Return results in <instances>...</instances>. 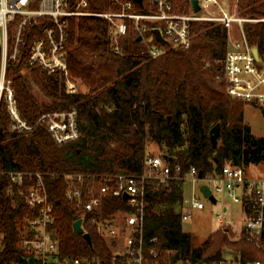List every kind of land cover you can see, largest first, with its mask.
<instances>
[{"label":"trees","instance_id":"trees-1","mask_svg":"<svg viewBox=\"0 0 264 264\" xmlns=\"http://www.w3.org/2000/svg\"><path fill=\"white\" fill-rule=\"evenodd\" d=\"M92 13L121 10L113 0H87ZM173 12L189 13L190 0H167ZM139 13L156 10L152 0L133 1ZM241 17L257 22L244 26L248 42L264 53V0H237ZM158 23H149L150 28ZM188 50L168 46L165 54L151 58L132 29L119 39L121 53L113 50L109 22L91 16L72 20L69 39V69L77 84L86 88L68 94L59 78L45 71L24 70V65L7 66L13 79L19 109L34 125L43 113L76 110L81 136L57 145L45 126L31 134L10 132V118L0 113V264H37L22 246L24 219L36 215L24 199L35 184L26 178L23 186L11 184L9 171L40 173L53 204L56 230L63 256H76L108 263L111 251L90 218L111 219L129 212L128 201L115 192L118 175L145 172L151 145L167 155L172 168L180 165L181 177L196 167L203 177L220 172L231 163L246 169L264 163V138L253 135L244 121L246 104L229 96L223 80L222 62L228 48V32L213 22H193ZM148 35H151L149 32ZM28 56V47L25 49ZM1 65V61H0ZM38 88L50 105L40 104L33 95ZM221 125V137L214 151L210 131ZM172 158V160L170 159ZM81 175L84 188L96 193L107 182L111 191L99 208L88 214L85 230L91 243L74 231L82 209L67 195V175ZM182 179L154 181L147 187L145 238L157 249V264L211 263L224 258V249L243 264L264 262V233L257 240L242 234L228 237V227L211 234L201 247L183 230ZM85 201L89 197L84 198ZM229 252V251H228Z\"/></svg>","mask_w":264,"mask_h":264},{"label":"built area","instance_id":"built-area-1","mask_svg":"<svg viewBox=\"0 0 264 264\" xmlns=\"http://www.w3.org/2000/svg\"><path fill=\"white\" fill-rule=\"evenodd\" d=\"M121 5V10L107 13H92L87 0H0V113L6 110L10 118V132L28 135L39 126H45L54 142L64 145L78 140L81 136L76 110L50 111L43 113L37 123L32 125L23 118L19 109L17 92L13 79L7 75V66L24 65L25 71H45L60 79L68 94L79 92L69 69V39L72 20L97 16L106 19L115 53H121L119 39L132 29L138 37L142 36L146 52L151 58L166 53L168 46L188 50L192 43L193 22H213L222 25L228 32V48L222 62L223 80L226 90L233 99L246 105L264 106V53L252 46L245 34L248 22H257L241 17L237 11L221 9L218 0H198L201 11L195 13L192 5L189 13H175L167 0H152L156 10L146 13L136 12L133 0H113ZM219 8L221 11L214 9ZM149 23H158L150 28ZM236 26L239 38L232 35ZM159 29L167 44L159 43L154 30ZM151 35H148V33ZM28 56L25 58V49ZM257 50V55L255 54ZM165 153L148 155L146 170L139 175H118V188L115 194L124 198L127 194L131 208L129 212H118L111 219L92 217L89 223L95 224L98 234L104 238L111 251L108 263L97 259L76 256H63L55 227L56 217L40 173L9 171L11 184L23 186L25 179H35V184L24 193V199L36 215L24 219L27 225L22 233V246L37 264H157V249L145 238V211L147 208V187L154 181L167 183L171 179H182L192 185L190 197L183 198V221L191 218V211L206 210L202 186H208L211 195L218 203L219 195H227L242 205L244 217L241 235L250 240L259 239L264 233V178H249L245 169L227 163L220 172L210 173L200 179L196 167L181 177L180 165L172 168ZM2 173L0 172V175ZM68 198L82 209V227L88 214L99 208L103 198L111 191L107 182L100 186L98 193L93 188H84L81 175H67ZM109 180V181H108ZM89 197L85 201V197ZM208 200V199H207ZM216 203V204H217ZM227 207L216 216L217 224H225ZM1 250V245H0ZM1 252V251H0ZM20 264V263H11ZM196 264H243L232 257H224L211 263ZM245 264H264L263 261L250 260Z\"/></svg>","mask_w":264,"mask_h":264},{"label":"rangeland","instance_id":"rangeland-1","mask_svg":"<svg viewBox=\"0 0 264 264\" xmlns=\"http://www.w3.org/2000/svg\"><path fill=\"white\" fill-rule=\"evenodd\" d=\"M218 2L221 5V9L229 10L231 12L237 11V0H218ZM214 10L221 11L219 8ZM232 35L235 38H239L240 36L236 26L233 27ZM77 85L80 91H86L85 87L80 86L79 84ZM33 95L40 104L47 106L51 104L50 100L45 98L38 88H34ZM244 113V121L252 129L253 135L259 138H264V106L246 105ZM149 153H153L155 155L159 154L160 149L155 145H151ZM244 175L252 179L264 178V163L259 165L252 164L250 167L245 169ZM191 188L192 185L186 182L184 185L185 197H190ZM203 200L206 203V210L191 211V218L183 222L184 232L191 234L193 237V246L195 248L201 247L208 237L219 228L216 216L222 211L223 207H227V212L224 218L226 224L228 225V237L231 240L239 239L244 222L242 205L234 202L227 195H219L218 203L215 205L207 199ZM226 227L227 226L224 225L219 230H223ZM224 252L226 253V257H232L230 250L224 249ZM177 264L182 263L179 262Z\"/></svg>","mask_w":264,"mask_h":264},{"label":"water","instance_id":"water-1","mask_svg":"<svg viewBox=\"0 0 264 264\" xmlns=\"http://www.w3.org/2000/svg\"><path fill=\"white\" fill-rule=\"evenodd\" d=\"M137 3H140L142 4L143 3V0H133ZM190 3L192 5V8H193V11L195 13H198L201 11V8H200V5H199V1L198 0H190ZM154 34L156 36V39L159 43L165 45L167 44L166 40L162 37L161 35V32L159 29L157 30H154ZM143 39L142 36L138 37L137 41L138 42H141ZM255 54L257 55V50H255ZM220 137H221V125L220 124H217L213 127V129H211L210 131V138H211V144H212V148L213 150L215 151L217 148H218V145H219V140H220ZM164 157L166 159H168L169 157L167 155H164ZM172 160V158H170ZM199 176H200V179L203 178V173L200 172L199 173ZM201 192H203V196L204 198L208 199L212 204H216L217 203V199L215 198V196L211 195V190L209 189L208 186H202L201 187ZM128 198V195L125 194L124 195V199H127ZM82 219H78L76 220V222L74 223V231L79 234V235H83L85 237V239L87 241H89L91 243V236L89 233H85L83 227H82Z\"/></svg>","mask_w":264,"mask_h":264},{"label":"crops","instance_id":"crops-1","mask_svg":"<svg viewBox=\"0 0 264 264\" xmlns=\"http://www.w3.org/2000/svg\"><path fill=\"white\" fill-rule=\"evenodd\" d=\"M235 38V37H234ZM236 39V38H235ZM184 197H185V194H184ZM184 208V207H183ZM184 211H185V208L183 209V213H184ZM184 222V221H183ZM227 227H228V225L227 224H225ZM230 227V226H229ZM220 229V227L216 230V231H218ZM215 231V232H216Z\"/></svg>","mask_w":264,"mask_h":264}]
</instances>
